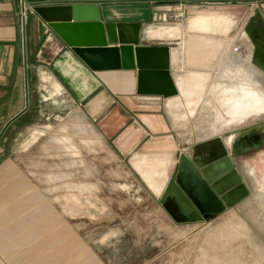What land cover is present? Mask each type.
Returning a JSON list of instances; mask_svg holds the SVG:
<instances>
[{
  "label": "rangeland",
  "instance_id": "1",
  "mask_svg": "<svg viewBox=\"0 0 264 264\" xmlns=\"http://www.w3.org/2000/svg\"><path fill=\"white\" fill-rule=\"evenodd\" d=\"M202 13L230 16L235 24L224 36L205 33L199 46L204 51L193 57L191 36L200 35L185 31ZM255 13L264 20V0L187 8L167 4L146 24L143 43H170L183 52L187 69L181 61L173 67L201 82L193 102L181 111L170 108L168 99L138 100L134 92L112 94L105 86L79 101L64 83L58 90L50 82L38 93L43 102L30 123L0 131V237L13 223L44 228L54 244L65 241L83 261L91 253L97 264H264V145L231 157L233 169L222 150L230 153L240 135L232 133L246 126L258 123L264 133V73L255 69L259 76L251 77L260 107L251 108L245 98L227 105L231 92L214 90L222 83L223 60L231 68L245 65L247 49L253 48L244 28ZM162 27L179 28L181 36L146 40L148 29ZM250 87L239 85L243 92ZM145 112L163 114L167 126L157 134H141L146 138L130 146L124 124L135 122L136 131L142 130L138 117ZM260 130L236 150L264 142ZM180 152L205 165V176L217 180L222 212L189 222L171 200L161 203Z\"/></svg>",
  "mask_w": 264,
  "mask_h": 264
},
{
  "label": "crops",
  "instance_id": "2",
  "mask_svg": "<svg viewBox=\"0 0 264 264\" xmlns=\"http://www.w3.org/2000/svg\"><path fill=\"white\" fill-rule=\"evenodd\" d=\"M35 9L38 6L48 5H74V4H97L101 9L104 21L111 22H140L142 23L141 40L145 33L146 24L151 21L157 11L163 9L164 5L175 4L180 7H189L205 5V2L219 0H25ZM19 0H0V131L3 127H13L19 122L30 123L34 117L35 110L42 104V95L40 92L49 87L53 81L58 90L62 89L64 83L67 88L74 92L76 98L82 101L101 86H105V92H120L124 94H136L137 73L135 71H103L94 73L83 66L76 57L70 52L65 43L55 35L50 29L41 34L39 28L40 17L34 13L29 15L27 25V43L23 44V34L19 24ZM259 13L252 15L248 22L252 21L258 25ZM260 18V17H259ZM207 23V24H206ZM211 24V25H210ZM235 24V19L217 13H202L189 20L185 33H196L200 36H191L196 48L191 53L195 57L202 53L203 48L200 44L206 42L203 40L205 33L208 35H226L230 31V26ZM207 25V26H206ZM181 30L173 27H162L159 29H148L146 40H175L181 36ZM88 32H86L87 34ZM89 34V33H88ZM87 34V36H88ZM74 38H81V34H74ZM76 35H79L76 37ZM95 37V30L91 32ZM202 36V37H201ZM91 37V38H92ZM209 42V40L207 39ZM191 43V42H190ZM216 46L219 45L215 42ZM144 44V43H143ZM148 45V44H145ZM155 46H169L171 48V71L175 82L177 83L181 96L179 98L165 99L167 105L175 111L186 109L189 103L193 102L194 91L198 89L200 81L196 78L193 81L188 77L185 71H178L176 65L182 62V69L185 57L183 52L177 48L171 47L170 43L160 42L158 44H149ZM198 48V49H197ZM179 58H178V56ZM183 56V57H182ZM69 57L74 60L73 66L67 65ZM192 57V59H193ZM178 59V60H177ZM180 59V60H179ZM186 61V60H185ZM79 66V67H78ZM61 69V72L58 70ZM80 67L83 68L80 69ZM220 70V69H219ZM196 73V74H195ZM132 74V75H131ZM190 76H200L197 72H191ZM67 75L69 81L64 77ZM83 77L96 80L95 88L80 98L73 90L70 83L80 87ZM55 76L53 79L52 77ZM131 77L133 79H131ZM48 85V86H47ZM196 86V87H195ZM224 90V86L216 85L214 90ZM63 91V90H62ZM61 91V92H62ZM39 93V94H38ZM60 95V92H58ZM135 98V97H133ZM162 99V98H159ZM138 100H158L157 97L138 96ZM41 103V104H40ZM147 112V111H146ZM141 114L138 117L142 124V130L136 131L135 122L129 121L124 124L127 130L128 145L133 146L141 134L148 136L163 132L167 126L165 116L159 112ZM123 118V117H121ZM127 120V119H126ZM132 125V127H130ZM138 135V136H137ZM136 145V144H135ZM134 145V146H135ZM14 228L4 232L0 237V264H97V259L90 253L89 260H82L81 252L68 250L65 241L54 244V239L49 235V230L44 228L35 230L26 228L22 224L13 223ZM14 230V231H13ZM70 247V246H69Z\"/></svg>",
  "mask_w": 264,
  "mask_h": 264
},
{
  "label": "water",
  "instance_id": "3",
  "mask_svg": "<svg viewBox=\"0 0 264 264\" xmlns=\"http://www.w3.org/2000/svg\"><path fill=\"white\" fill-rule=\"evenodd\" d=\"M34 12L40 17L41 34L50 29L91 72L135 71L138 96L162 99L181 96L171 71V48L143 44L142 23L104 21L97 4L38 6ZM260 23L258 26L250 21L244 31L253 48L251 62L264 73V20ZM94 30L95 37H92ZM77 33L81 34L80 39L74 38ZM253 128L260 130L259 124H255L232 134ZM263 145L264 142L244 151L236 150L237 145H232L230 153L224 147L222 150L223 155L228 156L229 168L233 169L231 157H240ZM204 166L197 164L189 154L180 152L178 164L160 199L162 204L171 200L180 215L189 222L204 221L207 213H220L225 208L217 196L220 192L215 183L217 180L212 182L211 178L205 176ZM232 175L237 176V173L234 171L231 174L234 178Z\"/></svg>",
  "mask_w": 264,
  "mask_h": 264
},
{
  "label": "bare ground",
  "instance_id": "4",
  "mask_svg": "<svg viewBox=\"0 0 264 264\" xmlns=\"http://www.w3.org/2000/svg\"><path fill=\"white\" fill-rule=\"evenodd\" d=\"M207 24V23H206ZM211 25V24H210ZM207 26V25H206ZM244 33V32H243ZM246 37V36H245ZM241 38V37H239ZM247 39V38H246ZM239 42L236 44V46L238 47L239 49V45H241L240 41L241 40H238ZM243 41V40H242ZM245 43V42H244ZM235 44V42L233 43ZM233 46V45H232ZM241 47V46H240ZM216 48V47H214ZM210 49V48H209ZM237 50V48H236ZM247 53L246 55L244 56L245 58V65H243V61L240 65V67H233L231 68L230 66H227L226 65V61L227 60H223L225 61L222 65V67L220 68L221 72L218 73V78H219V81L222 82V83H225L224 85V90L226 89L227 91L231 92V95L229 98H227L226 100V104L228 105H231L233 101L231 100H236V102L240 103L242 101V99H248L250 101V107L253 108L255 106H259L260 107V103H259V100H257V97H256V92H255V89H256V85L257 84H254L252 83V81L254 82H257L256 80H251V77L253 75H255V77L257 76L256 74V71H254L255 69H257L251 62V58H252V52H253V49H247ZM181 53V52H180ZM208 53V52H207ZM243 53V52H242ZM241 54V53H240ZM209 55V54H208ZM178 56V55H177ZM183 57V56H182ZM208 57V56H207ZM72 58V57H71ZM69 57V60L67 62V65H71L73 66L72 63H74V60L71 59ZM179 58V56H178ZM233 58V57H232ZM236 58V56H235ZM238 58V57H237ZM178 60V59H177ZM180 60V59H179ZM238 61V60H237ZM230 63V62H229ZM237 63V62H236ZM231 65V64H229ZM232 66V65H231ZM79 67V66H78ZM61 69L62 68H59L58 67V70L61 72ZM80 69H82L81 71H83V68L80 67ZM253 70V71H252ZM250 71V72H249ZM84 72V71H83ZM255 72V73H253ZM258 72V71H257ZM253 73V74H252ZM260 73V72H259ZM62 74V72H61ZM196 74V73H195ZM84 75H82V80H81V90H80V87L78 86H74L73 84L74 83H70L71 84V87L73 88V90L75 91V93L78 94V96L80 98H83L85 95H87L88 93H90L94 88L95 86L97 85L96 83V80H94L93 78L92 79H89V78H86V77H83ZM247 76H250V80H245V78ZM259 76V74H258ZM64 77H66V79L69 81L70 77L67 75H65ZM254 77V76H253ZM258 78V77H257ZM249 79V78H248ZM260 80V79H259ZM260 82V81H258ZM222 83L220 84V86L222 85ZM244 83L246 84H250V85H253V87H250V90L246 91V92H243V90H241V88H239V85H243ZM223 86V85H222ZM240 89V90H239ZM220 90V89H219ZM256 130H258L257 128H253L249 131H246V132H242L240 133V135L235 139L234 141V145H237L238 143L241 144V146H244L245 142L250 138L252 137L253 135L257 134L256 133ZM251 148V147H249ZM247 148V149H249Z\"/></svg>",
  "mask_w": 264,
  "mask_h": 264
},
{
  "label": "built area",
  "instance_id": "5",
  "mask_svg": "<svg viewBox=\"0 0 264 264\" xmlns=\"http://www.w3.org/2000/svg\"><path fill=\"white\" fill-rule=\"evenodd\" d=\"M20 1V7H19V24L22 31V38H23V44L26 45L27 43V25H28V19L29 15H33L34 9L31 5L27 3L25 0H19Z\"/></svg>",
  "mask_w": 264,
  "mask_h": 264
},
{
  "label": "flooded vegetation",
  "instance_id": "6",
  "mask_svg": "<svg viewBox=\"0 0 264 264\" xmlns=\"http://www.w3.org/2000/svg\"><path fill=\"white\" fill-rule=\"evenodd\" d=\"M255 124H258V123H255ZM255 124H252V125H255ZM252 125H250V126H252ZM246 127H249V126H246ZM169 201H170V200H169ZM169 201H168L167 203H172V202H169Z\"/></svg>",
  "mask_w": 264,
  "mask_h": 264
}]
</instances>
